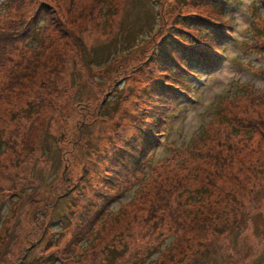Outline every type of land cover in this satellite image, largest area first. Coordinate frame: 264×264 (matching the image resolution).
Returning <instances> with one entry per match:
<instances>
[{
	"label": "rangeland",
	"instance_id": "374dc122",
	"mask_svg": "<svg viewBox=\"0 0 264 264\" xmlns=\"http://www.w3.org/2000/svg\"><path fill=\"white\" fill-rule=\"evenodd\" d=\"M226 1L0 3V264H59L110 191L72 264H264V0ZM183 15L234 35L198 76L159 53ZM154 98L167 136L123 168Z\"/></svg>",
	"mask_w": 264,
	"mask_h": 264
},
{
	"label": "trees",
	"instance_id": "16d2710c",
	"mask_svg": "<svg viewBox=\"0 0 264 264\" xmlns=\"http://www.w3.org/2000/svg\"><path fill=\"white\" fill-rule=\"evenodd\" d=\"M10 1L9 8L16 3V0H0V3H5ZM223 1L226 3V0H217ZM215 11V10H214ZM216 15V11L214 13ZM219 18L221 17L218 15ZM217 16V17H218ZM184 19H189L192 26H185L184 24H180L179 22L174 25L175 31L173 33H169L170 37L169 49H163V47H159V53L163 60H167V64L173 71L179 72L182 71L181 75L187 74L191 76L197 75V70L211 69L212 65L218 60V56L221 57L224 53L222 49L221 42L225 38L234 37L233 32L230 31L231 27H225L226 22L222 21V23H218L215 17L212 16H204V15H183ZM181 26V27H179ZM179 32V34H176ZM31 36V35H30ZM188 36L189 38H185ZM191 42V43H190ZM202 45L204 47H202ZM183 54L182 58H177ZM185 62V63H184ZM198 76V75H197ZM181 83H174L175 86H171L167 84V87L172 89V91L177 94L188 95L190 92L186 88L183 87V82L180 79ZM156 96L157 92H153ZM180 99V98H179ZM178 99V100H179ZM178 100L173 102L175 104ZM153 102H158L159 105H153L151 102L150 105L156 106V109L151 108L152 110L149 118L151 120L147 121V123L143 124L141 122V126H138V133L131 134L130 136H123L124 141L127 143V147L131 149L127 155L126 159L127 163L123 162L124 167L128 165V161L135 163V165L141 163L143 169L147 167L150 156H152L158 147L159 142H161V136H167V127L169 123V113L170 106L164 105L162 106V101L160 98L152 99ZM162 106V109L160 108ZM149 106V104H148ZM149 110V111H150ZM141 168L127 167L130 174L132 172H136L138 170H142ZM133 169V170H132ZM116 170H121L120 168H116ZM119 175V174H117ZM115 198L112 196L111 191L107 197V200L104 202L103 209L97 215L99 221L104 216V218L110 219L111 207L114 205ZM72 223L77 220V217L72 214L70 217ZM81 223L76 222V225L79 229L84 228V219L82 216L80 217ZM99 221H93L87 224L88 230H82L79 232V236H77L73 243L65 246L63 253H58L56 258L59 260V264H72L75 260L74 255L82 249V243L87 242L84 240L87 236H94V227ZM48 225H46L47 227ZM41 237V236H40ZM41 239V238H40ZM54 261L48 262L49 264H53Z\"/></svg>",
	"mask_w": 264,
	"mask_h": 264
}]
</instances>
